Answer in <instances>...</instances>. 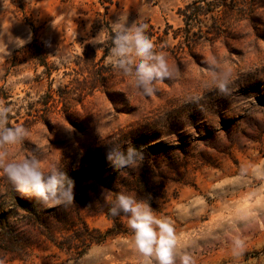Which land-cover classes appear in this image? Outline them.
I'll use <instances>...</instances> for the list:
<instances>
[{"label": "rangeland", "instance_id": "obj_1", "mask_svg": "<svg viewBox=\"0 0 264 264\" xmlns=\"http://www.w3.org/2000/svg\"><path fill=\"white\" fill-rule=\"evenodd\" d=\"M190 1L0 0V87L17 106L47 89L27 51L35 37L56 62L71 60L100 35L106 41L116 22L183 26L178 9ZM167 39L174 52L183 40ZM158 52L170 76L154 82L151 95L117 70L107 91L79 107L81 122L55 112L51 125L39 121L24 140L0 147L5 159L36 155L65 173L98 156L112 166L110 145L137 151L132 165L76 183L68 205L35 199L29 207L30 197L0 171V264H145L127 217L109 213L119 191L169 221L178 250L194 264H264V6L256 21H241L215 42L201 40L183 57ZM65 69L54 74V88Z\"/></svg>", "mask_w": 264, "mask_h": 264}, {"label": "clouds", "instance_id": "obj_2", "mask_svg": "<svg viewBox=\"0 0 264 264\" xmlns=\"http://www.w3.org/2000/svg\"><path fill=\"white\" fill-rule=\"evenodd\" d=\"M146 28L143 20L116 22L111 27L109 40L106 42L100 35L94 44L107 43L111 67L130 75L134 88L151 95L154 82L168 78L170 71L165 55L155 49L145 32ZM8 114L9 109L0 106V147L15 145L28 136V130L23 126L7 125ZM105 155L115 169H120L133 164L137 151L133 146L125 152L110 145ZM42 159L36 155H27L23 159L0 156V171L17 192L35 197L45 206L71 204L74 201V182L58 162L52 161L45 166ZM109 213L127 217L132 245L144 258L145 264H194L190 255L178 250L171 223L154 215L151 208L134 195L119 191L109 207Z\"/></svg>", "mask_w": 264, "mask_h": 264}, {"label": "trees", "instance_id": "obj_3", "mask_svg": "<svg viewBox=\"0 0 264 264\" xmlns=\"http://www.w3.org/2000/svg\"><path fill=\"white\" fill-rule=\"evenodd\" d=\"M262 6H264V0H192L178 9V14L184 22L183 26L174 29L170 24L162 28L145 23L147 25L145 32L157 45V51H172L174 56L180 58L185 53L192 52L201 40L215 42L233 30L241 21H256ZM107 35L110 38L109 26H107ZM170 36L172 39L183 38L175 52L168 43L167 38ZM27 47L28 53L34 59L35 71L42 68L37 75L41 80L37 81L48 79L47 89L35 98L27 93L21 100V104L17 106L18 103L12 100L13 95L5 86H2L0 101L9 109L7 125L23 126L28 132L39 121L51 125V115L55 112L60 113L72 124L81 122L79 107H84L85 100L96 91L101 89L107 91L117 72L111 66L104 64L105 58L109 55V50L104 45L88 42L84 45L82 52L74 55L73 59H64L59 62L52 59L56 54L50 48H46L37 37ZM102 47H104L103 50H101ZM18 62L19 59L15 56L12 65L17 66ZM62 68H69V70H64L62 81L54 88L56 81L54 74ZM12 106L14 108H11ZM13 119L15 124H12ZM109 165V160L105 158L102 160L98 156L85 169L71 170L66 174L75 185L87 178H97L109 173L112 171L111 168H114ZM35 199L30 197L25 204L33 207L36 203Z\"/></svg>", "mask_w": 264, "mask_h": 264}]
</instances>
